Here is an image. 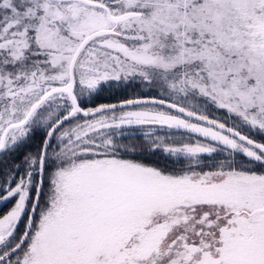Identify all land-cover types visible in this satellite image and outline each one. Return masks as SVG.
Segmentation results:
<instances>
[{
  "label": "snow or ice",
  "instance_id": "obj_1",
  "mask_svg": "<svg viewBox=\"0 0 264 264\" xmlns=\"http://www.w3.org/2000/svg\"><path fill=\"white\" fill-rule=\"evenodd\" d=\"M0 264H264V0H0Z\"/></svg>",
  "mask_w": 264,
  "mask_h": 264
},
{
  "label": "trees",
  "instance_id": "obj_2",
  "mask_svg": "<svg viewBox=\"0 0 264 264\" xmlns=\"http://www.w3.org/2000/svg\"><path fill=\"white\" fill-rule=\"evenodd\" d=\"M132 92H133V90H132V89H129V90H127V92L124 93V94H132ZM106 96H107L108 99H110V100H115V99H119V98H120V96H108V94H106ZM135 139H136L137 142H139V137H137V138H135Z\"/></svg>",
  "mask_w": 264,
  "mask_h": 264
}]
</instances>
